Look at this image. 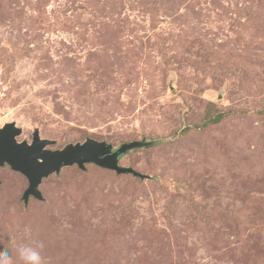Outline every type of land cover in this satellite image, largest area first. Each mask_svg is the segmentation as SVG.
Wrapping results in <instances>:
<instances>
[{
    "label": "rangeland",
    "instance_id": "obj_1",
    "mask_svg": "<svg viewBox=\"0 0 264 264\" xmlns=\"http://www.w3.org/2000/svg\"><path fill=\"white\" fill-rule=\"evenodd\" d=\"M49 149L132 140L27 178L0 166V250L44 264H264V0H0V127Z\"/></svg>",
    "mask_w": 264,
    "mask_h": 264
},
{
    "label": "water",
    "instance_id": "obj_2",
    "mask_svg": "<svg viewBox=\"0 0 264 264\" xmlns=\"http://www.w3.org/2000/svg\"><path fill=\"white\" fill-rule=\"evenodd\" d=\"M20 133L21 128L14 122L0 127V166L6 164L27 178L28 186L22 195L25 203L30 196L42 200L39 189L42 179L58 173L64 166L76 164L80 169H85V164L94 163L118 174L130 173L142 179L148 177L133 167L120 165L119 156L134 148L151 146L153 141L132 140L114 148L106 141L87 138L83 142L68 143L60 149H49L47 145L54 141L41 138L37 130L30 142L18 141L16 137Z\"/></svg>",
    "mask_w": 264,
    "mask_h": 264
},
{
    "label": "clouds",
    "instance_id": "obj_3",
    "mask_svg": "<svg viewBox=\"0 0 264 264\" xmlns=\"http://www.w3.org/2000/svg\"><path fill=\"white\" fill-rule=\"evenodd\" d=\"M44 245L42 242L29 243L21 242L16 246V254L21 264H44L41 251ZM0 264H13L12 254L8 247L0 250Z\"/></svg>",
    "mask_w": 264,
    "mask_h": 264
},
{
    "label": "flooded vegetation",
    "instance_id": "obj_4",
    "mask_svg": "<svg viewBox=\"0 0 264 264\" xmlns=\"http://www.w3.org/2000/svg\"><path fill=\"white\" fill-rule=\"evenodd\" d=\"M121 156H119V159H120Z\"/></svg>",
    "mask_w": 264,
    "mask_h": 264
},
{
    "label": "trees",
    "instance_id": "obj_5",
    "mask_svg": "<svg viewBox=\"0 0 264 264\" xmlns=\"http://www.w3.org/2000/svg\"><path fill=\"white\" fill-rule=\"evenodd\" d=\"M120 156H122V155H120Z\"/></svg>",
    "mask_w": 264,
    "mask_h": 264
}]
</instances>
